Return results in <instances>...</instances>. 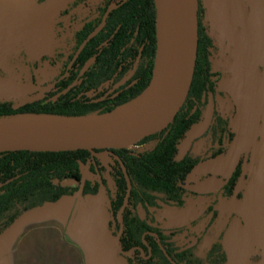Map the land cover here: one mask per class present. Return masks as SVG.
I'll return each mask as SVG.
<instances>
[{
	"label": "trees",
	"instance_id": "16d2710c",
	"mask_svg": "<svg viewBox=\"0 0 264 264\" xmlns=\"http://www.w3.org/2000/svg\"><path fill=\"white\" fill-rule=\"evenodd\" d=\"M58 1L64 4L59 14L67 16L89 0H0V77H6L27 59L34 68L43 62L55 67L67 44L72 50L60 74L36 96L20 103L0 101V118L104 114L136 98L150 82L156 51L155 0H104L71 37L63 39L65 42L55 38L50 18L51 10L58 9L53 3ZM214 43L206 10L198 1L197 47L190 84L170 123L135 144L153 141L150 149L140 153L110 149V163L106 164L86 150L1 152L0 235L22 216L45 204L77 193L83 197L104 191L111 214L108 228L116 236L127 176L131 190L121 213L119 244L124 253H129L122 255L128 264H226L221 242L252 173L254 160L249 141L257 131L261 110L251 62L247 86L238 84L235 78L219 77L212 71ZM258 69L261 72L264 66ZM218 90L229 92L234 104L243 106L238 132L216 110ZM208 109L214 146L209 158L181 154V145L193 129L205 123ZM238 137L243 149L229 174H201L200 178L221 181L219 189L225 202L224 208L209 205L205 209L202 218H208V222L202 233L198 236L191 232L196 221L169 230L155 226L151 209L183 208L190 193V177L199 165L223 156L226 144H233ZM86 165L97 180L83 179L81 168ZM183 234L195 242L179 248L176 239Z\"/></svg>",
	"mask_w": 264,
	"mask_h": 264
},
{
	"label": "rangeland",
	"instance_id": "374dc122",
	"mask_svg": "<svg viewBox=\"0 0 264 264\" xmlns=\"http://www.w3.org/2000/svg\"><path fill=\"white\" fill-rule=\"evenodd\" d=\"M103 1L89 0L86 5L78 7L67 16H60L59 14L63 10L64 4H61L60 1L54 2L53 5L58 6V9L51 10L50 18L54 25V36L57 41H64V38L71 37L81 21L93 13ZM200 1L208 16V22H206L209 26L210 35L216 41L215 47L211 52L212 71L226 78L236 76V82L246 81L251 78V73L248 70L251 62V69L255 73L259 86L257 93L262 118L260 120L262 121L260 129L263 131L264 69L260 72L258 66L264 65V47L257 44L255 37L259 31L263 16V0ZM68 51H70V46L67 44L63 52L65 54ZM253 51L257 55V60L255 61L253 59ZM60 66L61 63L56 67H52L48 62H43L37 68H34L32 61L27 59L25 64L9 71L6 77H0V101L20 103L25 99L36 96V93L42 91L46 85L54 81ZM218 91L220 92V90ZM216 110L221 116L229 118L232 128L237 130L238 117L227 95H216ZM211 125L212 119L208 109L205 123L193 129L187 136L180 147L181 154L189 152L193 156L207 158L211 149L214 148L209 133ZM258 140L259 138L257 139L256 136H253L249 141L251 159L254 162L257 156ZM153 144L154 142L150 141L126 149L140 153L150 149ZM225 147L227 151L223 156L202 163L190 177V193L186 199L185 206L183 208L162 207L154 215L155 226L169 230L187 226L196 221L193 231L196 234H201L207 220L202 218V215L209 201L214 208L225 207V202L219 191L221 181L215 180V178L203 181L199 177L206 172L220 176H226L229 173L242 146L240 140L237 139L233 144H226ZM99 160L104 164L110 163L109 155L106 154L100 156ZM81 170L83 179H98L97 176L89 172L88 165L82 167ZM191 192L214 195L208 200L205 195L192 196ZM75 197V206L67 217L65 238L84 255V264H127L124 258H119L121 262L115 261V254L110 247L114 245V240L107 229L110 216L108 214L109 206L106 193L102 191V194L97 196L86 197H82L77 193ZM139 216L141 218L144 217L142 211L139 212ZM234 229L235 222H232L226 240V247L232 256H234L235 252ZM176 242L179 248H184L193 244L195 239L183 234L176 239Z\"/></svg>",
	"mask_w": 264,
	"mask_h": 264
},
{
	"label": "water",
	"instance_id": "95a60500",
	"mask_svg": "<svg viewBox=\"0 0 264 264\" xmlns=\"http://www.w3.org/2000/svg\"><path fill=\"white\" fill-rule=\"evenodd\" d=\"M184 1L185 0H155L156 51L152 76L144 91L131 100L134 101L143 96L141 105L133 117L118 125L101 126L89 129L72 128L54 130L0 131V153L10 151L65 152L86 150L92 153L95 157L99 158L104 154L110 155V149L129 148L134 146L143 138L162 130L163 128L160 130H154L153 125L167 106L173 93L175 72L178 63L180 16ZM190 5L192 7V20L194 23L195 52L192 71L185 95L192 77L196 56L198 0H191ZM129 102L121 104L113 110L128 104ZM113 110L104 114H92L86 116H50L64 118H86L91 116L100 117L111 113ZM13 117L0 118V120L10 119ZM95 150L101 151L95 152ZM126 182V195L117 215L120 223V230L115 236V245L118 253L127 256L129 253H124L119 244V236L122 231L121 213L127 206L131 190L130 180L127 176ZM171 263L174 264L173 262Z\"/></svg>",
	"mask_w": 264,
	"mask_h": 264
},
{
	"label": "crops",
	"instance_id": "0c3cea01",
	"mask_svg": "<svg viewBox=\"0 0 264 264\" xmlns=\"http://www.w3.org/2000/svg\"><path fill=\"white\" fill-rule=\"evenodd\" d=\"M255 37L257 44L264 47V0L263 16ZM260 125L257 132V156L252 173L243 197L236 206V215L230 221L221 242L227 255L226 264H264V130L260 129ZM75 200V196H64L57 202L36 208L17 220L0 235V264H84V255L65 238L68 213L74 208ZM158 210L151 211L155 214ZM108 214L109 224V207ZM232 222H235L234 256L226 247ZM108 224L109 235L114 240V245L110 244V247L115 254L114 260L119 261V258L124 257L116 249L115 236L110 232Z\"/></svg>",
	"mask_w": 264,
	"mask_h": 264
},
{
	"label": "bare ground",
	"instance_id": "6f19581e",
	"mask_svg": "<svg viewBox=\"0 0 264 264\" xmlns=\"http://www.w3.org/2000/svg\"><path fill=\"white\" fill-rule=\"evenodd\" d=\"M191 0H185L180 16L178 39V63L175 72L172 96L154 123L153 129L167 126L182 103L190 79L195 52L194 23L192 20ZM193 26V28H192ZM143 96L100 117L64 118L50 115H21L0 120V131L89 129L101 126L118 125L129 120L138 111Z\"/></svg>",
	"mask_w": 264,
	"mask_h": 264
},
{
	"label": "flooded vegetation",
	"instance_id": "af4514ba",
	"mask_svg": "<svg viewBox=\"0 0 264 264\" xmlns=\"http://www.w3.org/2000/svg\"><path fill=\"white\" fill-rule=\"evenodd\" d=\"M198 1L201 3L200 0H198ZM202 6H203V5H202ZM60 16H61V15H60ZM207 20H208V16H207V14H206V21H207ZM82 21H83V20H82ZM82 21H81V22H82ZM207 22H208V21H207ZM80 24H81V23H80ZM80 24H79V25H80ZM207 24H208V23H207ZM208 29H209V26H208ZM209 33H210V32H209ZM212 38H213V37H212ZM213 39H214V38H213ZM214 41H215V39H214ZM215 43H216V41H215ZM215 43H214V45H215ZM214 47H215V46H214ZM64 50H65V49H64ZM64 50H61L62 53H63V57L61 58V60H60V62H59V63H61V66L59 67L58 75H59L60 72H61V67H62L63 63H65V62L67 61V58H68V56L70 55V53H71V51H72L71 48H70V51H68V53H65V54H64V52H63ZM58 65H59V64H58ZM58 65H57V66H58ZM259 66H264V65H259ZM259 66H258V67H259ZM55 67H56V66H55ZM258 70H259V69H258ZM262 71H263V70H262ZM58 75H57V76H58ZM57 76H56V77H57ZM221 76H222V75H221ZM219 77H220V76H219ZM222 77H224V76H222ZM235 77H236V76L231 77V78H230V77H229V78L224 77V78H225V79H233V78H235ZM216 78H217V77H216ZM55 79H56V78H55ZM55 79H54V80H55ZM51 83H52V82H51ZM237 83L240 84V85H243V86H247L248 81H247V80H246V81H239V82H237ZM49 84H50V83H49ZM223 94H225V95H227V96L229 97V99L231 100V102H232V104H233L234 112L237 114L239 124H238L237 130H234V129H233V130H234L235 132H238V131H239V128L241 127V124H242V121H241V115H240V108H243V106H242V104H240V103L237 104V105H235L234 102H233V100H232V98H231V96L229 95V92L224 91V90H223V92H221V93L219 92V95H223ZM257 94H258V93H257ZM217 112H218V111H217ZM221 117H223V116H221ZM223 118H227V117H223ZM227 119H229V118H227ZM229 120H230V119H229ZM260 120H261V119H260ZM260 122H261V121H260ZM259 125H260V123H259ZM259 125H258V127H257V131H256V133L253 135V136H256L257 139L259 138V137L257 136V132H258ZM231 126H232V125H231ZM253 136H252V137H253ZM237 139L241 141V138H240V137H238ZM237 139H236V140H237ZM236 140H235V141H236ZM258 142H259V140H258ZM242 149H243V147H241V150H242ZM210 152H211V151H210ZM190 154H191V153H190ZM191 155H192V154H191ZM209 156H210V154H209ZM209 156H208L207 158H209ZM237 157H238V156H237ZM236 159H237V158H236ZM236 159H235V160H236ZM214 160H215V159H214ZM208 161H211V160H208ZM234 162H235V161H234ZM233 164H234V163H233ZM231 168H232V167H231ZM229 172H230V171H229ZM206 173H210V172H206ZM203 174H204V173H203ZM211 174H212V173H211ZM228 174H229V173H228ZM228 174H227V175H228ZM219 176H220V175H219ZM199 177H201V175H200ZM201 179H202L203 181H205V180L212 179V178H204V179L201 178ZM213 179H214V178H213ZM215 180H216V179H215ZM203 181H202V182H203ZM219 191H220V190H219ZM220 192H221V191H220ZM191 193H192V196L205 195V196L208 197V199H209L212 195H214V194H197V193H196V195H195V194H193V192H191ZM189 197H190V196H189ZM187 198H188V195H187ZM187 198H186V199H187ZM209 200H210V199H209ZM209 205H211V204H210V201H209L208 206H209ZM208 206H207V207H208ZM207 207H206V208H207ZM215 208H221V207H215ZM151 210H152V209H151ZM151 212H152V211H151ZM153 213H154V212H153ZM154 215H155V214H154ZM206 219H207V222H208V218H206ZM206 224H207V223H206ZM205 226H206V225H205ZM204 228H205V227H204ZM203 230H204V229H203ZM203 230H202V231H203ZM202 231H201V233H202ZM191 232L194 233V234H196V233L193 231V228L191 229ZM196 235L199 236L200 234H196Z\"/></svg>",
	"mask_w": 264,
	"mask_h": 264
}]
</instances>
